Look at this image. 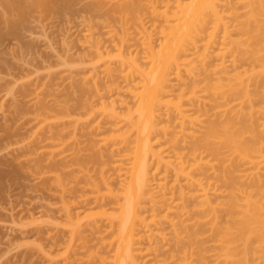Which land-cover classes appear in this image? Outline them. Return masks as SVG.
Segmentation results:
<instances>
[{"label":"rangeland","instance_id":"rangeland-1","mask_svg":"<svg viewBox=\"0 0 264 264\" xmlns=\"http://www.w3.org/2000/svg\"><path fill=\"white\" fill-rule=\"evenodd\" d=\"M82 1L74 2L77 4H73L70 14L66 11L71 7L56 14L55 10L32 5L31 13L26 12L24 19L20 14V19L15 6L14 10L9 7V0H0V264L117 263L114 256L118 245L117 215L119 205L125 201L122 194L130 187L136 163L134 151L140 137L136 128L142 119L138 120L135 110L136 97L143 90L140 93V88L134 90L137 95L130 93L135 76L134 63L130 62L134 55L140 64L146 62L142 55L148 32L140 34L136 30L141 23L147 28L150 17L145 10L147 2L142 1L145 10L140 5L142 22L125 34L119 28L125 13L121 21L119 7L116 8L119 12H113L118 0H104L105 6L99 2L103 0H97L103 10L94 11L93 14L98 13L95 17L91 11L87 16L85 7L92 1L96 5L98 2L87 0L83 3L89 5L85 6L80 4ZM230 8H235L237 14L242 11L235 0L220 6L226 14ZM9 20L16 24L19 21L17 27L11 28L16 31L10 30ZM236 37V31L229 30L224 43L220 36L213 42L210 48L215 54L205 59L206 69L200 66L201 47L186 51L183 60L187 63L172 72L169 86L157 102L156 125L149 143L153 150L160 149L161 155L160 159L153 156L149 161L151 198L160 191L166 192L165 204L176 208L169 212L172 216L164 213L165 205L162 213H158L162 205L159 206L156 197L153 201L144 198L142 209L154 204L157 217L148 224L151 237L145 236V240L134 244L135 248L140 247L135 255L140 264H178L173 262L178 243L168 218L184 220L189 227L195 225V211L189 204L192 202L186 200L189 205L182 210L184 200L179 192L185 182L175 173V153L179 150L174 146L181 145L187 152L203 130L207 117H199L201 113L194 104L205 102L209 105L204 104L207 109L212 108L210 100L215 98L210 94H216L218 85L226 82L219 69L221 61L227 62L230 74L248 67L249 59L242 44L234 42ZM119 48L120 53L130 56L127 60L130 67L125 60L122 63L120 59V64ZM206 86L209 92L204 89ZM253 103L255 119L264 123V112L258 111L264 105V97ZM180 109L189 118L185 120V129L179 123ZM211 114L214 110L209 112V118L213 119ZM132 119L136 127L131 124ZM209 169L210 181L223 191L211 196L219 202L226 194L223 183L216 180L214 169ZM218 211L219 222L224 224L227 215L222 208ZM143 214L150 221L151 212L146 209ZM205 245L212 246L210 241ZM172 255L174 259L170 258ZM207 259L209 264H220L212 252L207 253Z\"/></svg>","mask_w":264,"mask_h":264},{"label":"bare ground","instance_id":"bare-ground-1","mask_svg":"<svg viewBox=\"0 0 264 264\" xmlns=\"http://www.w3.org/2000/svg\"><path fill=\"white\" fill-rule=\"evenodd\" d=\"M76 1L9 0V7L12 10H16L15 12L19 14L20 19L21 17L24 19L26 12L29 14L28 11L30 12L32 5L37 4L36 6L43 7L42 9H52L57 11L56 14H61L63 9L66 11L70 7L72 8L73 4L76 5L77 3H74ZM84 1L80 2V4ZM107 1L99 2H102L105 6ZM118 1L120 3H117V7L115 6V11L113 10V12L121 10L119 12L120 19L122 21L125 18V21L120 22L123 24L119 25V28L125 34H127L129 29L134 30L138 26L137 22L139 24L142 22V20L139 21L142 19L140 14L144 8L142 1L147 2L145 10H148L150 24L146 28L141 23L143 26L140 24L136 31L140 34L147 31L148 35L151 36H148L147 33L145 34L147 37H144V42H146V39L147 42L144 44L147 47L143 48L144 52L146 51L145 53L148 54L145 55L143 52L142 55L149 67L144 64L146 63L144 61L142 63L143 68L142 64L137 62V55H134L135 58L132 57V59L134 58L132 61L126 53H120L122 48L118 49L117 56H119H116L117 58L121 57L119 58L120 64L123 63V60L128 63L127 60L130 59V64L134 63L132 71L134 70L135 76L132 77L129 88L130 93L133 92V95H137L134 90L140 88L138 93H140L141 89L143 90L136 97L138 100L137 107L140 103V108L136 107L135 112L138 111L137 118L140 117L138 120L142 118L141 121H143L144 117L145 121L142 123L139 121L138 127L133 120L134 118L132 119L134 122L130 120L135 127L137 125L136 129L140 137L137 140L136 152L134 151L136 163H134L132 178L129 181L130 187H126L125 194H122L123 198L125 197L122 199L125 201L124 204L120 203L121 206L119 205L120 210L117 215V220L119 221H117L115 237H117L116 242L118 245L116 246L117 251L115 249L116 255H114L116 256L115 259H117V261L115 260L116 264H134L135 262V264H140L139 261H136L138 256H135L139 254L140 249L138 250V248L140 247L137 246L136 249L134 244L137 245L142 242L141 240L147 236L148 238L151 237L149 235L151 233H148L147 229L149 228L148 224L155 221L153 217H157L153 208L154 204L149 209L144 208V198L153 201L156 197L159 206L162 205V209L160 208L161 210L159 209L158 213H162L163 205L166 206H164V213H169L173 208H176L171 207V204V206L169 204L166 205L167 203L165 204L166 200H164V197L167 194L166 192L160 191L157 196L154 195V198H151L152 190L150 189L151 184L148 176V168L151 163L149 161L153 156H157L160 159L161 155V150H153L152 145L149 143L150 135L156 125L157 102L160 101L168 88L172 72L182 64L187 63L183 60L186 51L201 47L203 59L200 61V66L206 69L205 59L215 52L211 50L212 44L214 46L219 36L221 42L225 41L224 39L229 30L236 31L237 37L234 42L242 44L244 54L249 59L248 67L242 71L230 74L227 71L229 66L227 62L221 61L219 64L220 68L219 66L218 68L224 73L223 77L226 82L218 85L217 89L219 91L215 92L216 94H210L215 98L214 101L210 100H213L212 96H210L211 98L209 97L210 99H206L210 100L212 108L208 107L207 109L206 107L209 105L205 102L194 104L198 108L197 111L201 113L199 117L200 115L207 117L203 130L194 138L187 152L182 150L183 147L181 145L177 144L174 146L179 150L175 153V173L185 182V186L182 184L179 192L181 200H184L182 210L187 209L186 207L190 204V207L195 211V225L189 227L184 220L177 222L172 217L171 219L168 218L171 222H167L169 224L172 223L175 231L173 234L175 233L174 237L178 243V250H175L176 254H173L175 257L177 255V257L175 258L172 255L170 258H175L176 261L173 260V262H178V264H209L207 253L212 252L215 260L220 264H264V172H261L264 170V134L262 132L264 123H258L254 117L253 109L255 105L253 101H259L264 97V0H235L236 3L241 5L242 11L240 14L235 12V8H230L231 11L227 14L220 10L221 4L228 3L230 0ZM99 2L97 5L94 1L90 5L87 2V4L83 3L85 6L89 5L85 7L87 11L83 8V11L88 12L87 16L91 12L94 17L98 16V13L93 14V12H101L103 10V5H99ZM140 5H142V9L139 12ZM147 5H149L148 9ZM73 8L66 12L70 11L68 12L70 14ZM122 13L125 14L122 15ZM121 15L122 17L126 16L122 19ZM128 15L131 17H128ZM127 17L131 20V23ZM238 17L243 18V20L238 21ZM154 18L155 21L153 20ZM16 19L14 20L16 21ZM126 21L131 25L127 24ZM11 22H8L10 23L9 25L12 24L10 30L19 25V21L18 24L14 21L13 23ZM143 28H145V32ZM148 29L153 34V37ZM13 30L16 31V28ZM13 30L11 31L13 32ZM155 31L156 33L154 34ZM219 33L221 35L218 36ZM157 36L159 39H157ZM222 38L223 40H221ZM153 40L155 43H153ZM120 54L125 56L122 57L123 55ZM217 55L219 56V54ZM220 55L222 56V54ZM126 62H124V65L127 64ZM130 64L128 63L129 67L131 66ZM250 86H253V90L250 89ZM204 89H207L208 92L210 91L207 86ZM215 95H218L221 100L217 99L218 96L216 97ZM213 110L214 114H211V116H214V118L211 119L209 118V112ZM258 111L264 112V105L260 106ZM217 115H219L218 118ZM187 116L185 111L180 109L178 118L184 129L186 128L184 123L189 119H187ZM174 142H178L176 137ZM209 168L214 169L216 180L223 183L222 187L226 193L223 200L219 202L212 199L211 196L219 194L218 191L221 192V195L223 191L210 181L208 177ZM186 200L192 203L188 202L189 204H187ZM159 201L161 202L159 203ZM163 201L164 203H162ZM142 206H144L143 209ZM219 208H222L227 215V221L224 224L219 222ZM146 209L147 212H151L150 221L143 214ZM169 214H166L167 217H169ZM175 214H178V216L176 215L177 217L180 216L178 212ZM155 223L157 226V222ZM177 225L179 228H177ZM158 229L157 227L156 230ZM206 234L208 238L207 236L205 237ZM208 240L211 242V249L205 245L206 242H209Z\"/></svg>","mask_w":264,"mask_h":264}]
</instances>
